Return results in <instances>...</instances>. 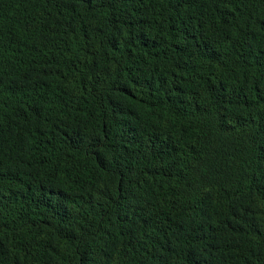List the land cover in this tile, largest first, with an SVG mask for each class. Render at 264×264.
<instances>
[{
    "label": "trees",
    "instance_id": "16d2710c",
    "mask_svg": "<svg viewBox=\"0 0 264 264\" xmlns=\"http://www.w3.org/2000/svg\"><path fill=\"white\" fill-rule=\"evenodd\" d=\"M0 264H264V0H0Z\"/></svg>",
    "mask_w": 264,
    "mask_h": 264
}]
</instances>
